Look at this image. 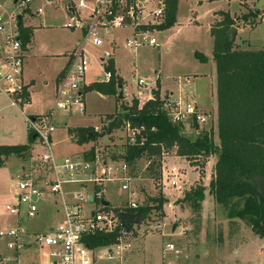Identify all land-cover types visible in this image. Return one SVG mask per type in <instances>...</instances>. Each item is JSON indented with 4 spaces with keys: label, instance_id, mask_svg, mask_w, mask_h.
Instances as JSON below:
<instances>
[{
    "label": "rangeland",
    "instance_id": "obj_1",
    "mask_svg": "<svg viewBox=\"0 0 264 264\" xmlns=\"http://www.w3.org/2000/svg\"><path fill=\"white\" fill-rule=\"evenodd\" d=\"M15 0H0L3 11L17 16ZM77 0H31L30 11L21 17L23 27L33 31L28 44L24 72L27 81L33 82L29 95L31 106L24 107L26 115H42L53 106V86L56 74L65 63L64 54L81 37L79 32H71L64 28L68 21V8ZM257 0H178L176 23L169 29L155 35L160 47H142L134 53L119 50L115 60L116 75L124 83L123 96L125 106L130 107L135 102L138 107L137 89L133 80L147 79L155 81L158 78L162 89L176 96L178 89L188 97L193 98L199 107L210 112L213 117L211 129L213 144L218 146L217 110H216V75L212 59V39L209 34L211 16L214 12L229 13L237 19L235 28L244 27L240 20L254 11ZM40 9V15L36 11ZM261 23L255 28H241L235 35V45L241 50H259L264 48V8L261 9ZM259 20L249 17L248 21ZM216 20H219L217 17ZM128 34V32H127ZM122 37V36H121ZM200 53L206 57V62H199L194 54ZM103 72L95 70L93 65L85 77L87 84L99 82ZM179 77L180 81H177ZM180 84V85H179ZM157 84L152 88L157 89ZM158 90V89H157ZM145 92V91H144ZM119 91L117 90V97ZM143 93L139 98H146ZM117 97H102L96 92L84 95L85 112L60 118L55 132L51 135V145L54 156L61 160L78 153L81 149L73 143L68 130L100 126L107 120L104 115L121 112L116 108ZM131 99V100H130ZM120 102V101H119ZM121 104V102L119 103ZM117 104V105H119ZM211 124V122H210ZM181 134L189 139L195 133ZM117 140V141H116ZM103 143L115 142L114 154H124L122 139H103ZM28 134L26 124L19 112L9 107L5 99L0 98V145H26ZM175 150L169 149L165 159H156L160 163L158 176H149L145 168L146 158L135 163V181L130 188L136 193L139 204L146 206L149 197L162 196L166 202L162 210L156 206L151 210L146 220L133 230L130 252L126 253L121 264H163L173 260L176 264H264V238L255 236L245 222L229 219L226 209L214 204L208 193L209 182L213 177L216 157H197L186 159L174 155ZM35 159V155L33 156ZM197 161V162H195ZM169 173L175 169L182 181L183 193L163 194L161 178L162 163ZM204 171L201 165L206 163ZM34 163L29 157L10 156L0 168V231L22 228V248L17 252L8 249V239L0 238V264H48L49 255L45 249L33 243L31 234L43 233L50 228H57L62 222V212L59 206H52L50 201L39 205V214L28 220L23 218L20 224L10 216L5 207L12 203L11 196L16 192V175L22 169H29ZM169 164V165H168ZM199 165V166H193ZM197 167V168H196ZM170 169V170H169ZM183 177L180 178V175ZM200 175V177H199ZM174 176L175 175H170ZM168 177V180L171 177ZM202 178V179H201ZM183 179L191 183L184 185ZM195 187L204 188V199L198 211L190 202H184V196ZM127 193H118L114 185L106 189L105 198L112 205L127 199ZM174 197V198H172ZM171 243L175 246V254L163 253L164 246ZM116 257L115 251H113ZM96 264H118L117 259H102Z\"/></svg>",
    "mask_w": 264,
    "mask_h": 264
},
{
    "label": "built area",
    "instance_id": "obj_2",
    "mask_svg": "<svg viewBox=\"0 0 264 264\" xmlns=\"http://www.w3.org/2000/svg\"><path fill=\"white\" fill-rule=\"evenodd\" d=\"M30 3L31 0H16L17 16L3 11L0 5V96L23 115L27 134L33 137L29 153L34 161L29 169H22L16 175V192L11 196L12 203L5 207V211L20 224L23 218H36L39 205L48 200H53L54 205L60 207L62 222L57 228L31 234L33 243L48 251V264H96L102 259H117L118 264H121L124 255L131 250L129 240L138 226L130 225L131 229L127 230L125 227L129 224L121 226L120 214L138 213L136 211L143 205L138 203L136 193L130 188L135 181V164L129 165L123 160L125 153L113 155L115 142L102 141L122 139L125 149L141 148L146 143L147 129L143 125L133 126L122 120L117 129L101 138L100 135L106 131L109 123L107 120L101 121L100 126L93 127L97 137L89 142L88 150L61 160L54 156L50 139L60 118L84 114V91L89 86L85 77L93 61L99 71L104 73L99 83L107 84L113 75L108 70L111 62L116 76L114 60L119 50L134 53L145 46L160 47L155 35L161 32L158 27L164 22V1L72 2L68 8L70 18L64 28L78 31L81 38L69 54L67 65L56 83L53 106L44 114L35 116L23 113V108L30 105L29 84L24 77L29 43L22 42L17 20L18 16L22 17L30 11ZM41 12L38 9L36 15ZM133 84L139 91L148 90V101L155 99L151 95L154 80L134 79ZM160 101V113L171 125L185 128V133L194 132L196 137L211 129L213 117L210 112L201 110L193 98L171 95ZM154 131V128L150 129V132ZM36 147L39 152H35ZM171 149L175 150L174 155L177 156V147ZM168 151L162 148L160 158L165 159ZM145 163L147 168L150 162ZM177 174L175 169L168 173L165 163H162L163 194H176V198L182 195V181ZM169 176L171 178L168 180ZM183 180L185 185L188 180ZM109 185H114L118 193H127V199L120 201L117 206L112 205L105 198ZM102 201L107 202L108 206H104ZM24 235L25 231L20 227L0 231V238L9 241L8 249L16 252L22 248ZM102 236H112L114 243L102 248L89 246L88 239ZM163 253L176 255L178 252L173 244L168 243ZM163 264L176 263L163 258Z\"/></svg>",
    "mask_w": 264,
    "mask_h": 264
},
{
    "label": "trees",
    "instance_id": "obj_3",
    "mask_svg": "<svg viewBox=\"0 0 264 264\" xmlns=\"http://www.w3.org/2000/svg\"><path fill=\"white\" fill-rule=\"evenodd\" d=\"M163 1L165 18L163 24L158 27L161 32L176 23L178 6V0ZM260 12L261 10L254 9L240 20L250 28H254L261 23ZM215 16L219 20L210 26L209 34L213 40L212 59L216 75L218 146L213 144L212 136L208 132H201L193 139L182 135L180 133L182 129L171 125L160 113L161 101L158 95L140 109L135 102L127 107V112L121 109V113L108 115L106 118L107 121H111L118 116L133 126L143 125L147 129L144 146L128 147L123 160L133 165L140 159L146 158V162H150L146 171L151 177L158 176L156 170L159 169L160 163L156 162V159H160L162 148L171 149L176 146L177 156L186 159L208 158L214 155L216 157L214 174L208 186L214 204L226 209L229 219L245 222L255 236L264 238V202L248 184H243L240 180L241 177L250 180L254 175L264 179V48L239 49L235 45V39L230 40L227 36L229 30L236 26L237 20L222 11L215 13ZM248 16L259 20L248 21ZM18 30L22 42L30 43L33 31L23 27L21 20L18 21ZM194 56L201 63L207 61L200 53H195ZM108 70L113 74L109 83L92 84L84 93L95 91L102 96L117 97V87L122 85V81L114 76L112 62ZM119 101L117 99L116 104ZM151 128L155 131L150 132ZM68 134L78 146L88 144L97 137L92 128H75L68 130ZM32 143L33 137L28 135L26 145H1L0 168L4 167L5 161L10 156L29 157ZM203 167L204 164L201 165V168ZM204 191L203 187H195L185 194L183 201L190 202L195 211H198L204 199ZM165 202L166 199L160 195L149 197L146 206L140 207L136 212L141 213L146 220L155 206L160 211ZM125 228L130 230L131 226L126 225ZM88 242L93 248H102L113 244L114 238L94 237L88 239Z\"/></svg>",
    "mask_w": 264,
    "mask_h": 264
},
{
    "label": "crops",
    "instance_id": "obj_4",
    "mask_svg": "<svg viewBox=\"0 0 264 264\" xmlns=\"http://www.w3.org/2000/svg\"><path fill=\"white\" fill-rule=\"evenodd\" d=\"M258 1V0H257ZM257 3V2H256ZM256 5V4H255ZM255 7V6H254ZM215 13H217V12H214L213 14H212V16H211V23H210V25H209V30H210V26L216 21V19H217V16H215ZM231 18H233V19H235V20H237V19H239V18H236L235 16H230ZM244 24V23H243ZM258 26V25H257ZM256 26V27H257ZM250 28L249 26H247V25H245L244 24V27H241V28ZM256 27H254V28H250V29H255ZM241 28H237L236 27V29H237V31H236V33L238 34L239 33V31L241 30ZM71 32H78V31H71ZM235 33V34H236ZM81 35V34H80ZM81 38V37H80ZM80 38L73 44V46L71 47V49L70 50H68V51H66V53L64 54V60H65V63H64V65L62 66V68L58 71V73L56 74V77H55V80H54V86H53V95H54V90H55V86H56V83H57V81L59 80V77L61 76V72L63 71V69L66 67V65H67V62H68V57H69V54L72 52V50L75 48V46H76V44H77V42L80 40ZM212 39V38H211ZM212 48H213V40H212ZM92 52V51H91ZM119 52V51H118ZM117 52V53H118ZM116 53V55H115V60H116V57H117V54ZM114 60V61H115ZM92 65H93V67H94V69L95 70H98V68H97V66H96V64H95V62L93 61L92 62ZM91 65V66H92ZM114 65H115V63H114ZM115 74H116V67H115ZM24 77H25V81L29 84V86H30V90H31V88H32V85H33V82H29V81H27V79H26V76H25V72H24ZM116 77H118V75H116ZM119 78V77H118ZM177 81L179 82L180 81V79H179V77H177ZM133 82V81H132ZM95 83H99V82H94V83H90V84H88L89 86L90 85H92V84H95ZM124 83L122 82V93H123V87H124V85H123ZM155 84H157L156 85V87H157V89H154V88H152L151 90V95H152V92L153 91H157L158 92V94L157 95H163V96H165V94H166V92H167V90H164V93H162L161 92V89H162V87H161V85L159 84V81H158V78H156V82H155ZM180 85V84H179ZM136 87V86H135ZM137 89V88H136ZM118 90V89H117ZM137 91H138V93H137V97H132L131 99H137V100H139V109L148 101V100H150L149 99V92H148V90H142V91H139L138 89H137ZM147 93V96H146V98L144 99V98H142V99H140L139 97L143 94V93H145V92ZM92 92H95V91H92ZM97 93V92H96ZM99 94V93H98ZM100 95V94H99ZM174 96V94H172V93H169V95L168 96ZM177 95H181V96H185L182 92H181V90L180 89H178V92H177V94H176V96ZM102 96V95H101ZM102 97H107V96H102ZM0 98L3 100V99H5L4 97H2V96H0ZM130 99V100H131ZM6 100V99H5ZM7 101V100H6ZM8 102V101H7ZM121 102V104H119ZM118 104L119 105H117L116 104V108L118 107V106H120V108H122L123 107V105L125 106V102H129V101H126L125 100V97L123 96V100L122 101H120ZM196 102V101H195ZM198 105V104H197ZM29 106H31V104L29 105ZM9 107H11L10 105H9ZM11 108H13V107H11ZM201 110H203V111H205V112H207V110L206 109H204V108H201V107H199ZM15 109V108H14ZM50 109V108H49ZM48 109V110H49ZM17 110V109H16ZM47 110V111H48ZM18 112H19V114L21 115V117L24 119V117H23V115L21 114V112L19 111V110H17ZM46 111V112H47ZM23 113H24V110H23ZM117 113V111L114 113V114H116ZM118 113H121V112H118ZM25 114V113H24ZM114 114H111V115H114ZM26 115V114H25ZM29 116H35V115H29ZM105 116H108V115H104V116H102L101 118H104ZM118 117V116H117ZM115 118V117H114ZM110 122V121H109ZM86 128H92L93 129V127H91V126H89V127H86ZM85 127L83 128V129H86ZM73 129H75V128H73ZM70 139H71V136H70ZM72 140V139H71ZM72 142L73 143H75V141H73L72 140ZM76 144V143H75ZM1 146V145H0ZM4 146H7V145H4ZM10 146H14V145H10ZM78 146V145H77ZM79 147V149H81L78 153H76L77 155L78 154H81V153H83L85 150H88L89 149V147H90V143H88V144H84V145H82V146H78ZM35 152H39V148H35ZM76 154H74V155H76ZM70 156H72V155H70ZM68 157V156H67ZM215 163V162H214ZM209 163L207 162L206 164H205V166L203 167V169H204V171H206L205 169L207 168V165H208ZM169 165V164H168ZM21 170H22V168H21ZM199 177H200V175H199ZM202 179V178H201ZM186 180H188V183H191V181H189V179H186ZM188 183H186V185L188 184ZM185 185V186H186ZM182 189H183V187H182ZM209 193V192H208ZM172 198H174V197H172ZM48 201H50V204L52 205V206H55L54 205V201L53 200H48ZM50 229H52V228H50Z\"/></svg>",
    "mask_w": 264,
    "mask_h": 264
},
{
    "label": "water",
    "instance_id": "obj_5",
    "mask_svg": "<svg viewBox=\"0 0 264 264\" xmlns=\"http://www.w3.org/2000/svg\"><path fill=\"white\" fill-rule=\"evenodd\" d=\"M48 1H51V0H48ZM263 8H264V0H258L256 5H255V7H254V9L255 10H261ZM17 20L20 21L21 20V16H18ZM236 31H237V29L235 27H232L229 30V32L227 33V36L229 37L230 40L235 39L234 34H235ZM117 89L119 91L118 99L120 101H122L123 100L122 86L119 85L117 87ZM157 94H158L157 91H153L152 92L153 97H155ZM122 111L123 112H127L128 108L123 105ZM122 122L123 121H122V119L120 117L113 118L107 124L106 131H104L100 135V137L102 138L106 134H109L113 130V128H115L117 126H120L122 124ZM88 137H90V135ZM240 180H241V182L243 184H248L261 197V199L264 202V179L260 178L257 175H254L250 180H248L245 177H241ZM90 199L91 198H89V200ZM101 203L104 206H108V203L105 202V201H102ZM120 223H121V226H125V224H129V225H132V226H140L143 223V216L139 212L135 213V214H124V213H122V214H120Z\"/></svg>",
    "mask_w": 264,
    "mask_h": 264
}]
</instances>
